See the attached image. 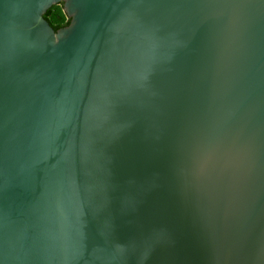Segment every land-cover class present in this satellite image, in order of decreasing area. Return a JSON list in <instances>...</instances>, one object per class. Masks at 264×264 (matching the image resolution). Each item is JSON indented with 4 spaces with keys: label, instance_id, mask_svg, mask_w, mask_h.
Here are the masks:
<instances>
[{
    "label": "water",
    "instance_id": "water-1",
    "mask_svg": "<svg viewBox=\"0 0 264 264\" xmlns=\"http://www.w3.org/2000/svg\"><path fill=\"white\" fill-rule=\"evenodd\" d=\"M0 264H264V0H0Z\"/></svg>",
    "mask_w": 264,
    "mask_h": 264
},
{
    "label": "trees",
    "instance_id": "trees-1",
    "mask_svg": "<svg viewBox=\"0 0 264 264\" xmlns=\"http://www.w3.org/2000/svg\"><path fill=\"white\" fill-rule=\"evenodd\" d=\"M44 17L55 31L68 26L71 22L64 11V3L51 7Z\"/></svg>",
    "mask_w": 264,
    "mask_h": 264
},
{
    "label": "rangeland",
    "instance_id": "rangeland-1",
    "mask_svg": "<svg viewBox=\"0 0 264 264\" xmlns=\"http://www.w3.org/2000/svg\"><path fill=\"white\" fill-rule=\"evenodd\" d=\"M53 6H56V5H53ZM53 6H52V7H53Z\"/></svg>",
    "mask_w": 264,
    "mask_h": 264
}]
</instances>
